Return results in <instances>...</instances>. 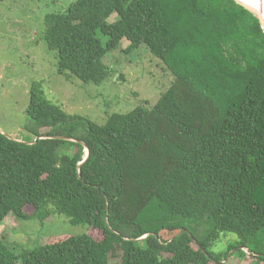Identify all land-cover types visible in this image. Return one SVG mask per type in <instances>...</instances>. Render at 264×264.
Here are the masks:
<instances>
[{"label": "trees", "instance_id": "trees-1", "mask_svg": "<svg viewBox=\"0 0 264 264\" xmlns=\"http://www.w3.org/2000/svg\"><path fill=\"white\" fill-rule=\"evenodd\" d=\"M42 39L58 74L86 86L116 74L104 60L124 41L126 54L145 46L174 80L154 106L103 125L31 86L34 139L0 133V226L10 214L41 225L65 215L103 239L66 235L19 255L1 240L0 264H111L119 252L121 264H227L233 250L264 264L259 21L233 0H76L46 15ZM229 235L237 240L215 253Z\"/></svg>", "mask_w": 264, "mask_h": 264}, {"label": "rangeland", "instance_id": "rangeland-1", "mask_svg": "<svg viewBox=\"0 0 264 264\" xmlns=\"http://www.w3.org/2000/svg\"><path fill=\"white\" fill-rule=\"evenodd\" d=\"M75 1L0 2V133L25 142L34 139L28 131L27 110L31 86L37 82L48 99L67 114L98 125H103L113 113H127L140 105L154 106L170 88L173 76L160 60L153 58L145 46L126 54L127 41L104 60L116 74L102 85L86 86L74 77L59 75L56 55L42 39L44 20L50 13L64 12ZM118 20L115 13L109 23ZM25 211L33 213V208L27 207ZM85 233L97 241L103 239L101 231L85 225L71 226L65 215L52 216L41 225L35 220H18L10 214L0 226V241L19 255L58 241V237ZM165 237L169 239L171 235ZM236 240L235 235H229L218 242L213 251L225 253ZM237 253L236 250L231 252L227 264L257 262L250 255L241 258ZM121 256L119 252L111 259V264H121Z\"/></svg>", "mask_w": 264, "mask_h": 264}, {"label": "water", "instance_id": "water-1", "mask_svg": "<svg viewBox=\"0 0 264 264\" xmlns=\"http://www.w3.org/2000/svg\"><path fill=\"white\" fill-rule=\"evenodd\" d=\"M233 1H235L238 5H240L243 8H245L247 11H249L259 21V23L261 25V28H262V30L264 32V15H263V12L261 13V11L257 10L251 4H249V3H247V2H245L243 0H233ZM62 139H64V140H73V139L65 138V137L62 138ZM73 141L79 142L78 140H73Z\"/></svg>", "mask_w": 264, "mask_h": 264}, {"label": "bare ground", "instance_id": "bare-ground-1", "mask_svg": "<svg viewBox=\"0 0 264 264\" xmlns=\"http://www.w3.org/2000/svg\"><path fill=\"white\" fill-rule=\"evenodd\" d=\"M249 4H251L257 10L263 12L264 15V0H243Z\"/></svg>", "mask_w": 264, "mask_h": 264}, {"label": "built area", "instance_id": "built-area-1", "mask_svg": "<svg viewBox=\"0 0 264 264\" xmlns=\"http://www.w3.org/2000/svg\"><path fill=\"white\" fill-rule=\"evenodd\" d=\"M245 252L247 253V255H250L249 251L248 250H245Z\"/></svg>", "mask_w": 264, "mask_h": 264}]
</instances>
